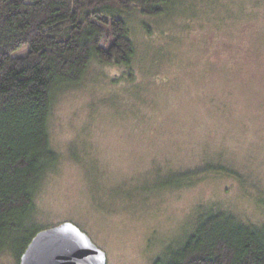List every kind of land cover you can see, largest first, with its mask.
<instances>
[{
  "label": "rangeland",
  "instance_id": "obj_1",
  "mask_svg": "<svg viewBox=\"0 0 264 264\" xmlns=\"http://www.w3.org/2000/svg\"><path fill=\"white\" fill-rule=\"evenodd\" d=\"M167 7L129 18L130 68L93 61L56 94L49 134L58 162L0 264H19L29 233L64 221L107 264H154L211 210L264 222V0Z\"/></svg>",
  "mask_w": 264,
  "mask_h": 264
},
{
  "label": "trees",
  "instance_id": "obj_2",
  "mask_svg": "<svg viewBox=\"0 0 264 264\" xmlns=\"http://www.w3.org/2000/svg\"><path fill=\"white\" fill-rule=\"evenodd\" d=\"M169 1L0 0V252L12 251L32 224L41 184L58 162L49 134L56 94L79 83L93 61L130 68L129 18L159 16ZM42 229L28 234L18 263ZM186 237L154 264H264V222L220 208Z\"/></svg>",
  "mask_w": 264,
  "mask_h": 264
},
{
  "label": "water",
  "instance_id": "obj_3",
  "mask_svg": "<svg viewBox=\"0 0 264 264\" xmlns=\"http://www.w3.org/2000/svg\"><path fill=\"white\" fill-rule=\"evenodd\" d=\"M19 264H107V254L75 223L64 221L40 230Z\"/></svg>",
  "mask_w": 264,
  "mask_h": 264
}]
</instances>
